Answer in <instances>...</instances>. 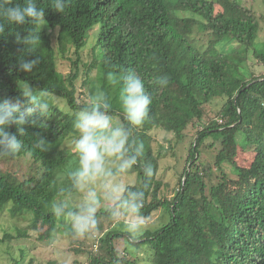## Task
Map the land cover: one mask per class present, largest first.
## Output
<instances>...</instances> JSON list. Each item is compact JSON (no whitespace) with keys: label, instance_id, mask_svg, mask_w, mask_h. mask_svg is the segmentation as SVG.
Returning <instances> with one entry per match:
<instances>
[{"label":"trees","instance_id":"trees-1","mask_svg":"<svg viewBox=\"0 0 264 264\" xmlns=\"http://www.w3.org/2000/svg\"><path fill=\"white\" fill-rule=\"evenodd\" d=\"M37 1L43 3L38 8L45 13L52 9L51 0ZM251 1L105 0L94 24L83 26L82 37L77 19L61 27L58 35L63 45L78 46L96 31L98 58L86 65L73 61L67 75L44 82L37 71L18 68L21 57L27 59L23 51L27 44L19 43L16 36L33 40L41 33L37 26L12 28L0 17L6 27L0 38V99H12L6 78L14 76L48 90L50 105L47 117H40L36 125H25L22 137L18 134L22 150L6 157L18 165L28 158L35 171L19 175L0 168V215L8 205L6 211L12 217L42 220L48 226L47 235L60 226L73 232L63 225V217L52 214L50 205L67 184L57 182V173L76 160L69 150V140L76 135L75 113L100 87L109 92L114 121L124 122L118 88L109 85L106 74L133 69L145 82L152 103L149 117L133 128L132 137L143 144L141 163H151L153 175L145 178L136 165L127 174L135 173L137 183L127 185L145 192L141 210L145 220L160 208L169 219L156 229L144 230L132 242L127 232L114 229L116 222L101 208L94 229L100 235L85 264H137L134 258L119 254L113 244L118 236L136 248L147 245L149 264H264V40L259 38L263 16ZM81 47L73 50L75 56ZM160 76L167 77L166 85L156 82ZM86 93L88 100L83 99ZM52 96L63 100L66 109L55 105ZM211 103L217 104L216 111L207 106ZM191 128L195 130L178 187L172 188L169 197L163 188L170 184L159 176L161 156L153 146L152 131L171 133L177 142ZM39 137L46 150L36 146ZM207 139L220 145L213 163L201 160L200 149ZM238 147L252 153L249 165L241 167L230 160ZM224 164L232 166L234 177L227 176ZM214 166L221 172L216 183L210 178ZM21 235L27 231H4L0 242Z\"/></svg>","mask_w":264,"mask_h":264},{"label":"clouds","instance_id":"clouds-1","mask_svg":"<svg viewBox=\"0 0 264 264\" xmlns=\"http://www.w3.org/2000/svg\"><path fill=\"white\" fill-rule=\"evenodd\" d=\"M104 2L105 0H51L52 9L45 13L43 8H38L43 3L37 0H25L21 3L16 0H0V17L5 18L8 25L12 28L36 25V29L41 32L33 40L27 35L17 34V41L27 44L23 47L27 59L21 57L19 70H35L44 82L54 76L67 75L73 61L86 65L98 58L97 47L94 46L98 43L96 31L90 33L83 45L81 39L78 46L68 43L63 45L58 42V35L61 27L66 24L68 26L77 19L81 22L79 35L82 37L83 26L89 28L94 24L95 16ZM66 6L69 11H65ZM5 29L0 20V38L5 36ZM79 47L81 51L77 57L73 50ZM62 59L68 63L66 72L58 67V61ZM106 78L112 88H118L124 122L114 121L109 92L98 87L89 103L75 113L73 128L76 135L71 137L69 145L76 160L66 170L57 173V182L64 184L66 181L67 184L60 188L59 199L51 203L50 211L53 215L66 219L76 235L83 236L96 228L97 213L103 205V211L113 221L119 223L122 216L127 217L124 230L129 240L135 242L143 235L146 227L141 212L145 192L125 185L121 178L136 165L140 166L145 178L153 175L151 163H141L143 144L132 137L133 128L141 126L149 117L152 99L146 92L145 82L133 69L110 71ZM156 82L163 86L168 80L166 76H160ZM7 84L12 99H0V158L19 153L24 144L18 134L22 137L25 125H36L40 117H47L50 108L48 90L37 88L17 77L13 83L9 84L7 81ZM52 98L56 105L59 99L54 96ZM34 116L35 119L32 118ZM44 125L41 124L42 127ZM10 128L16 132L9 131ZM36 146L46 150L43 137L36 140ZM29 169L35 171L33 167Z\"/></svg>","mask_w":264,"mask_h":264},{"label":"rangeland","instance_id":"rangeland-1","mask_svg":"<svg viewBox=\"0 0 264 264\" xmlns=\"http://www.w3.org/2000/svg\"><path fill=\"white\" fill-rule=\"evenodd\" d=\"M251 6L255 9L256 13L261 18L260 28L262 31L259 35L260 39L264 40V0H252ZM250 58V57H249ZM252 62V58L250 59ZM251 62H248L249 64ZM68 63L65 60L58 61V67L62 72L67 71ZM16 78V77H15ZM14 77H8V83L11 84L15 81ZM19 92V91H18ZM84 100H88L87 93L83 95ZM219 104V103H218ZM57 105L62 109H66V106L61 100H57ZM212 111H216L217 104L211 103L209 105ZM195 129H190L187 131L189 135H185L183 138L179 139L177 142L175 137L171 133H166L162 130H153L155 135V141L153 146L156 153L159 152L160 157V168L159 176L168 182L170 185L163 188L165 194L169 197L172 196L173 189L178 187V178L184 165V160L188 154V146L190 143V134L194 133ZM213 143V144H212ZM160 146H164L161 150ZM220 148L218 141H213L212 139H207L205 142V147L200 149L201 160L203 162H214V154ZM72 159L75 158L73 150ZM175 153V154H173ZM230 160L234 161L238 166L244 167L249 165L248 162L252 160V153L243 152L240 147L237 148V152L230 156ZM224 171L227 176L234 177L230 164H224ZM0 167L2 169L16 170L19 175L27 173L30 171L29 167H33L30 164L28 158L19 160V165L16 164L14 160L0 158ZM255 168V166L253 167ZM212 182L216 183L221 179V172L213 167V171L210 175ZM121 182L125 185L137 183V176L135 173L126 174L121 178ZM8 206V205H7ZM7 206H4L1 210L0 215V238L3 237L4 231L12 232L20 229H25L27 231L26 236H14L11 240H5L0 242V264H48V262H53L54 264H85L87 261L88 252L90 250H95V243L97 237L100 235L94 230L90 233L80 236L76 235L74 232L69 233V231L60 226V230L52 232L47 235L48 226L40 219L33 221L32 217L29 215H18L12 217L6 210ZM104 206L102 205V208ZM162 208L156 213H153L152 219L146 221V229H156L157 227L165 224L169 216H164L162 214ZM127 219V218H126ZM125 219V220H126ZM123 219L119 223H114L117 230H124ZM63 225H66L69 229L71 228L70 223L64 219ZM106 227V224H104ZM114 246L119 250V254H126L129 258L135 260L137 264H149L146 256L148 251L147 245L140 246L141 248H136L133 246L124 236H118L113 239ZM81 251H79V250Z\"/></svg>","mask_w":264,"mask_h":264}]
</instances>
